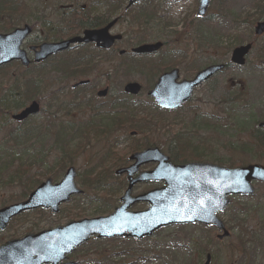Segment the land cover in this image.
I'll return each instance as SVG.
<instances>
[{
	"label": "rangeland",
	"instance_id": "374dc122",
	"mask_svg": "<svg viewBox=\"0 0 264 264\" xmlns=\"http://www.w3.org/2000/svg\"><path fill=\"white\" fill-rule=\"evenodd\" d=\"M65 1L30 0L32 8L29 18L23 20L19 17L15 26L22 25L24 21L33 22V18L40 16V13L47 14L49 18V15L52 14L48 8L49 5L54 2L63 4ZM257 3L258 0H211L206 15L198 18L195 15L196 0H175L173 2L149 0V7L155 12L152 21L147 23L141 21V29H137L131 24V17L124 16L121 23L114 28V32H123L124 40L120 45L122 49L129 50L138 38L166 43V47L156 56L145 59L143 63L160 59L168 50L193 49L190 52L188 63L183 62L182 64L183 73L179 69L180 78L190 75L215 58L226 63L231 50L236 45L245 42L253 43V48L244 66H229L210 82L195 89L191 102L184 109L164 114L161 120L156 123L155 128H152L155 120L150 132L145 128H139L140 132L136 130L138 133L132 138L129 136V132L134 128L127 129L113 125L112 131L107 134V137L103 136L95 140L94 135L90 133L89 137L83 139L81 146L77 144L81 138L75 136L72 140L70 139L67 146V143L64 145L55 144L58 127L66 128L67 126V137L64 138L66 141L69 138L71 126L79 131L89 122L91 114L94 113V107L105 109L103 106H106V100L125 98L122 87L126 81H137L145 88L149 78L147 77L149 71L147 67L145 73L135 71L128 79H120V75L116 77L110 71L111 68H114L116 61L106 62L101 58L96 59L97 66L91 72L85 75H76L73 78H70L71 75L59 71L51 74L44 72L38 83V96L42 98L40 106L44 111L27 120L26 124L18 125L11 121L9 116L6 118L2 116L0 111L1 169L5 168L11 158H21L18 161L22 162L37 160L29 174H49L52 181L57 182L68 166H74L77 170L76 184L88 196L86 198L84 192L83 195L74 197L62 205L56 214L41 209L20 215L3 232H0V244L27 233L63 225L69 221L67 218L71 212L82 214L83 216L80 217L83 218H92L106 215L119 205L118 198L122 189L118 191L119 188L115 186L111 193V189H109L103 195L102 192H98L97 196H94V192L83 187L79 181L81 173L101 162L109 145L112 146V151L103 168L107 171L110 170L112 177H114V169L120 165L124 158V153L129 152L127 148L131 139H134L137 146L144 145L145 147L146 144H157L161 151L171 159L169 150L173 149L174 144L171 139L172 134L176 131L182 134L180 136L190 150L201 155L199 161L216 163V159L231 158L243 161L242 165L248 163L264 165V144L258 145L257 149L248 148L250 150L247 151L235 149L247 134L257 128L259 122L264 121V52H262L264 34L254 36L252 30L257 19L249 21L247 18L249 13L259 14V11H256ZM49 20L55 26L57 21L55 17ZM56 26H59L58 23ZM197 27L200 28V33L196 29ZM195 31L199 35H193ZM38 32V30L35 31L28 40L34 41V38L39 36ZM210 32L212 36L209 34ZM44 33L42 31L41 36ZM71 57L72 55L57 56L54 64L57 65L64 58ZM192 60L195 63L190 67L188 64ZM12 71L13 67L0 72V106L4 102L5 91H8L11 85L10 79H3V77L10 75ZM157 75L154 77V81H156ZM85 77L90 79L89 87H79L74 90L70 88L73 82ZM104 87H108L109 95L105 98H97L96 91ZM230 89L240 91V98L231 113L220 110L221 101L227 99L226 96ZM49 93L53 94L51 97L54 99L45 105L48 102L47 95ZM133 100L141 106H152L146 89L133 97ZM28 102L25 101L23 106ZM15 111L18 110L12 112ZM144 114V111L138 112L140 116ZM47 115H52L55 118L52 127L46 125ZM197 115L201 117V120L195 124L197 128L195 131L192 129L194 128L192 119ZM213 119H216L214 123L211 121ZM104 121H106L105 117ZM17 127L21 128V132L37 127L46 129L48 132L39 136L34 133L28 137L21 134V137L18 138L19 145L16 146L9 134ZM118 128L120 130L116 131ZM262 132L264 136V131ZM141 133H145L146 136ZM143 137L144 139H142ZM114 143L115 146L112 145ZM64 146L75 151L70 155V160L65 161H69L65 167L58 160L62 154L60 147ZM193 146L196 147L192 148ZM6 149L7 152L4 151ZM219 165L228 166L226 164ZM152 167L153 164H146L140 169L149 170ZM9 172L10 169L0 175V208L21 200L18 197L23 192L22 185L16 181L10 184L5 183V174ZM40 178L41 180L45 179L43 175ZM111 182L114 180L107 179V183ZM160 185L161 183L138 184L134 187L133 193H142ZM253 186L255 191L252 196L232 197L228 207L218 214L228 231L229 236L226 238L217 239L216 235L220 232L210 226L171 225L160 229L153 237L143 240L91 238L89 242L74 252L73 259L77 261V264H202L205 255L209 253L212 257L211 264H264V183L255 182ZM147 207V203H138L134 204L131 209L140 210Z\"/></svg>",
	"mask_w": 264,
	"mask_h": 264
},
{
	"label": "water",
	"instance_id": "95a60500",
	"mask_svg": "<svg viewBox=\"0 0 264 264\" xmlns=\"http://www.w3.org/2000/svg\"><path fill=\"white\" fill-rule=\"evenodd\" d=\"M142 0H129L128 5ZM209 0H199L198 15H204ZM114 20L104 28L84 30L82 36H76L57 43H43L35 52L34 61L39 62L48 55L68 48L70 44L94 42L102 48L110 47L120 35H110L109 28ZM264 31V22H258L254 27L256 35ZM30 28H16L10 33L0 34V65L12 60H19L28 65L25 52L20 44ZM161 46L160 42L145 44L134 49V52H153ZM251 44L235 47L230 55V61L237 65L245 63ZM223 64L210 65L201 71L191 81L176 82L177 71L161 75L150 91V95L162 108L173 109L182 105L191 95L194 87L206 81L220 71ZM80 82L78 84H82ZM75 84L74 86L78 85ZM140 85L127 83L124 91L137 94ZM106 90L99 91L98 96H104ZM38 111V104L32 102L29 106L14 114L12 119L21 121L28 115ZM264 127V122L259 124ZM134 163L126 168L115 171L116 174L126 173L128 185L120 198L121 205L107 216L71 221L62 226L26 234L21 238L5 241L0 245V264H61L73 249L86 242L91 235L98 237L130 236L141 239L152 236L156 230L171 224L200 223L213 225L222 230L221 239L228 235L223 223L216 214L223 211L229 203V195L253 194L252 181L264 182V166L248 164L234 168L222 167L208 163L172 164L156 147L147 148L129 157ZM156 162L151 171L140 172L132 177L140 165ZM75 169L69 167L62 179L53 184L47 178L33 190L28 197L14 204L0 208V231L5 230L10 220L25 211L37 208L49 209L57 213L59 205L69 201L71 195L79 194L81 190L74 183ZM162 181L164 186L146 193L131 196L132 186L137 182ZM136 202H147L150 207L141 211H129ZM210 263L207 255L203 264ZM64 264H71L70 262Z\"/></svg>",
	"mask_w": 264,
	"mask_h": 264
},
{
	"label": "trees",
	"instance_id": "16d2710c",
	"mask_svg": "<svg viewBox=\"0 0 264 264\" xmlns=\"http://www.w3.org/2000/svg\"><path fill=\"white\" fill-rule=\"evenodd\" d=\"M96 1H100L103 4H106L108 6V10L104 13H102L101 15H97V16H91L88 21H86L84 14H87V16H90V10L86 9L82 10L81 8L77 11V13L74 16H67V14L62 15L58 12V17L61 18V21L63 23H70V21L72 20L71 18H73L72 20V24L70 23V27L68 29L64 28H60L57 27V31H56V35L58 38H63L64 36H68L74 33H77V31L79 30V28L82 27H94L97 25H101L103 23H105L106 21L109 20V18L112 16V13H115L116 9L118 7L122 6V0H96ZM86 2V1H85ZM256 11H259V14L256 15H252L249 13V15L247 16V18L249 19V21H252L253 19H259L264 17V0H258V3L256 4ZM92 10V9H91ZM31 12V8H29V6L26 4V0H0V31H8L9 29H11L12 27H14L15 25H17L16 23L19 20V17L21 18H28L30 16ZM154 18V16L149 17V20L146 21V17H141L140 19H138V22L140 23L141 21L144 22H149L152 21ZM244 18V16H243ZM16 21V22H15ZM234 21H236V19L234 18ZM78 22V23H77ZM142 23V22H141ZM164 23V22H163ZM166 24H168L167 22H165ZM72 25V26H71ZM67 26V25H66ZM199 33H200V28L197 27L196 28ZM65 31V32H63ZM198 34V33H197ZM211 36V32L209 33ZM199 35V34H198ZM210 48V47H209ZM264 52V47H263V51ZM75 58V65L71 66L73 62H71V64H68L67 61H65L64 63H62L61 67L59 68L58 71L63 72L66 75H77L79 72V69L82 68V64L80 63H76V57ZM91 60V59H90ZM89 60V61H90ZM85 70L84 72L86 73L87 71L92 69V63H85ZM164 66V63L159 60L157 62H149L146 64H140L137 63L135 66L132 65H128L126 63V61L124 60L123 64H121V70L123 72V76L128 77L130 75L133 74V72L138 71L139 73H145L144 67L148 68V76L149 77L147 79V84L150 82L153 78V76H155L160 69ZM10 66H3L0 69V72H2L4 69L9 68ZM69 68H74V69H70ZM74 70V71H73ZM26 71V70H25ZM82 74V73H81ZM21 75V74H20ZM27 75H31L29 72L25 73V77L22 74V79L25 82H21V83H14L12 84V86L9 87L7 93L5 94V99L3 100L4 102L1 103V115H7L8 113H10L12 110L18 109L20 108L25 101H29L32 99H40V96H38V84L35 82V80L37 79H30L28 78ZM53 94L49 93L47 95L48 99H47V103H45V105H47L49 103V101H51L52 99H54V97H51ZM239 95H240V91H238L237 89H230L229 92L227 93V99L221 101V111H228V112H232L233 108L236 106L235 103L239 100ZM110 109L112 110V112H107V116L103 115L102 113L97 114L95 113V111H98L99 109L97 107H95L94 110V114L91 115V118L88 122V124H86V127L84 128H80V130L78 131L77 129H74L73 127H71V131H69V138L65 141L64 138L67 137V133H66V129L67 128H59V131H63L65 130L64 133H61V137L59 136V132L58 134V139L57 142L55 144H66V146L68 145V142L70 141V139L72 140L75 137L77 138H81V141L78 142V145H82L83 144V139L88 136L89 134L92 133L94 136V139L96 140V138H101V137H107V134H110L109 132L112 131L111 127L113 126L114 123H119L121 127L123 128H137L139 130V128H145L147 129V131H150L152 123L155 121L153 127L156 126V123L158 121L161 120V117L163 116L162 113H157L158 115L156 116H151L148 115V119L144 120V122L141 120V122H143V124H141V126L139 125V121L141 119V117L138 115V111L135 110L136 107H132L130 104H127L126 101H122L121 106L117 107L114 109V106L110 107ZM96 116V118H95ZM104 116L108 119H106V121H104ZM139 116V117H138ZM201 120V117H196L193 119L192 121V126L194 128H192L193 130H197V128L195 127V124L198 123V121ZM53 121V117L50 115H47L46 117V125L47 127H50L51 122ZM25 123V122H24ZM23 123V124H24ZM26 124V123H25ZM40 127L37 128H30L25 130L24 132H21V128H17L15 130H13L12 132H10L9 136L11 139H13L14 144L16 146H18V138L21 137V134H24L23 136H30L34 133L39 135L45 134L42 133V131L39 129ZM190 130V129H189ZM140 132V131H138ZM143 135L146 136L145 133H141ZM182 135L180 132L176 131L172 134V142L174 143L172 152H171V157L174 161L177 162H184V161H188V160H197V159H201V155L190 150L189 146L187 145V143H184L182 140V137L180 136ZM184 135V134H183ZM144 139V137L142 138ZM146 139V138H145ZM136 143L134 142V139L132 140V142L130 143V145H128V150L129 152L139 149V147L141 146H137L135 145ZM264 144V136H263V132L262 130L255 128L254 131L250 134H247L244 138L243 141L239 142L238 146L235 147L236 150H242V151H247L250 150L248 148L254 147L255 149H257L258 145ZM66 146L64 147H60L61 148V156L58 158V160L60 161V163H63V167H65L68 162H65L66 160H70L71 158V154L75 153L74 150H69V148H66ZM79 146V148H80ZM196 146H193L192 148H195ZM78 148V149H79ZM199 148V147H198ZM252 148V149H254ZM77 149V150H78ZM5 152H7L8 150H4ZM112 151V146L110 145L107 148V152L103 155V159L101 160V162H99L97 165L92 166L91 168H89L87 171L85 170L83 173H81L79 175V181L81 183V185L85 188H89L90 190H92L94 192V196L97 195L98 192H102L105 193L106 191H108V186H107V178L106 176H104L105 171L102 170L106 160L109 159V153ZM125 155V153H124ZM21 158H11V160L5 165V168L1 169L0 167V175H2L4 172L8 171L10 169L9 173L5 174V183L10 184L13 181H16L19 185H22L23 188V192L21 194L20 197H18L19 199H22L25 197L26 193L31 190L33 188V186H35L39 181H40V176H47L49 174H40V173H34V174H29L30 170L32 169L31 167H33L35 165V161L32 162H22V161H18ZM123 159V158H122ZM2 161L0 160V163ZM17 162V163H16ZM217 163L219 164H226L230 167L233 166H237L240 164H243V161L240 160H235V159H231V158H226V159H216ZM12 167V168H11ZM3 180V179H1ZM86 195V194H85ZM79 212V211H77ZM72 214V215H71ZM83 216L82 214L79 213H70L69 217H80Z\"/></svg>",
	"mask_w": 264,
	"mask_h": 264
},
{
	"label": "flooded vegetation",
	"instance_id": "af4514ba",
	"mask_svg": "<svg viewBox=\"0 0 264 264\" xmlns=\"http://www.w3.org/2000/svg\"><path fill=\"white\" fill-rule=\"evenodd\" d=\"M49 1H52V0H49ZM48 8L52 12V14L49 15V18L47 17V14H41L40 13V16L36 17V19L34 20L35 22L34 23L32 22L30 24L31 28H32L31 33L26 37V39L24 40V42L21 45L22 49L25 50L26 55H27L30 63L27 67L19 66L20 70H27V69L34 68L38 71H41L43 68H45L46 70H48L46 72V74H48V73L51 74V73L55 72L54 67L56 66V64H54V60L57 56H60V55L62 56L63 54H65L66 56H69V55L75 54L76 52L79 51V49H81L80 51H82L83 64L88 63V60L91 56H92V59L96 57L98 59L101 58V60H103V61H105V57H108L110 59L106 62L116 61V63H114V67L116 70V77L118 75H120L119 76L120 79H126L125 76H123V72L121 70V64L124 62V60L126 61L127 64L130 63V65H132V64H134V61H136L137 59H140L141 57L142 58H149V56H153L152 54H149V56L148 55L133 54L132 52H130L132 50V48L134 47L133 45H131V47L129 48V52L127 53V50H125V49L123 50L120 47V45L122 44V41L124 40V36H123V38L121 40L115 41L113 46L110 49H101V48L96 47L95 44H86L83 46L81 44H78L74 47L69 48L66 53L59 52L55 55L47 57V59L45 61L38 62V63H32V59L34 57V51H35V49L38 48V46L41 43H45V42L46 43H53V42H56V41L61 40V39H66V38H61V39L59 38L58 39V37L56 35L57 23L59 25L58 27L64 28V30L68 29L70 27V23L68 25V23L65 24L61 21V18L58 17V12H61L60 14H62V15L67 14V16L71 17V16H74L80 8L82 10H85V11L87 8H89V9H92L91 11H92V13H94V16H97L98 11L100 12V11L106 10L104 5H102L100 2H98L96 0H66L65 4H59L57 2L51 3ZM53 17H55V20H57L55 26L53 25V22H51L49 20V19H52ZM84 17H85L86 21H88V19L90 18V16L89 17L87 16V14H84ZM47 18H48V20H47ZM121 21H122V18H120V19L117 18V21L115 22L113 27L110 29V32L112 34H116L119 32V31L114 32V28L117 27L121 23ZM106 23L107 22H105L101 25H97L94 27H88V28H101V27L105 26ZM86 27H87V25H86ZM86 27L84 26V28H82V29H85ZM36 28H39V29H36ZM40 29L45 32L44 35H42V36H41L42 31ZM82 29H80L78 34H81ZM37 30L39 31L38 32L39 36L37 38H34V41H29L28 39H30V36L33 35L35 33V31H37ZM63 32H65V31H63ZM120 33L123 34V32H120ZM74 35H77V34H74ZM90 48L92 49L91 53H89ZM176 50L177 49L168 50L167 63H169V64L167 65V67H169V68H166L165 71H169L171 69H177V67H178V70L181 69V73H183L182 69H184V68H182V64H183V62L185 64H187L188 60L185 58H182V61L179 62V58H181V56L179 55L178 57H176V54H175ZM178 51H179V49H178ZM117 55H118V57H117ZM139 56H141V57H139ZM176 58H178V59L175 60ZM177 62H179V63L177 64ZM18 64L20 65V63H18ZM178 74H179V71H178ZM37 77L40 78V76H37ZM183 77L184 78H181V79H191L193 77V74L188 75V76L186 75ZM191 100H192V97H191V99L186 101V103H184L182 105V107H180V109H174V110H168V111L171 112V111L184 109L186 107V105L191 102ZM80 248H81V246L78 247L77 249H75L73 251V253L68 255L66 261L72 262V264H77V261H75L73 259V255H74V252L76 250H79Z\"/></svg>",
	"mask_w": 264,
	"mask_h": 264
},
{
	"label": "bare ground",
	"instance_id": "6f19581e",
	"mask_svg": "<svg viewBox=\"0 0 264 264\" xmlns=\"http://www.w3.org/2000/svg\"><path fill=\"white\" fill-rule=\"evenodd\" d=\"M26 4L29 6V8H32L30 7V0H26ZM30 14V13H29ZM73 20V18H71ZM72 20L70 21V23L72 24ZM74 21V20H73Z\"/></svg>",
	"mask_w": 264,
	"mask_h": 264
}]
</instances>
